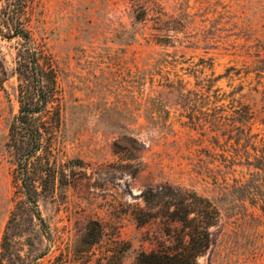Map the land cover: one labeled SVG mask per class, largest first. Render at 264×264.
<instances>
[{"label":"rangeland","instance_id":"rangeland-1","mask_svg":"<svg viewBox=\"0 0 264 264\" xmlns=\"http://www.w3.org/2000/svg\"><path fill=\"white\" fill-rule=\"evenodd\" d=\"M23 12L35 43L56 61L63 122L55 158L70 180L37 197L47 234L23 213L24 232L15 239L23 263L97 264L119 241L129 245L123 263L132 264L165 237L158 221L137 225L130 211L142 205L144 188L167 181L221 210L217 243L198 264H264V0H27ZM160 27L169 42L154 40ZM16 46L17 39L0 37L8 70ZM175 73L183 78L180 93L165 86L179 87ZM209 77L216 79L207 90ZM17 83L10 75L0 85V243L15 203L6 142ZM231 98L233 108L247 105L253 115L246 126L255 150L243 140L233 149L221 134L227 127L203 120L222 105L220 113L230 115ZM123 135L142 143L133 178L107 165L127 161L112 150ZM243 147L251 155L261 150L262 162L246 159ZM91 219L105 233L86 248L81 239Z\"/></svg>","mask_w":264,"mask_h":264},{"label":"trees","instance_id":"trees-1","mask_svg":"<svg viewBox=\"0 0 264 264\" xmlns=\"http://www.w3.org/2000/svg\"><path fill=\"white\" fill-rule=\"evenodd\" d=\"M26 3L27 0H2L0 11V37L17 39L19 45L15 47L14 66L10 70L5 67V59L0 57V85L10 75L15 76L18 82V111L9 122L6 142L15 165L12 174V182L16 187L15 203L0 243V264H24L15 241L24 232L26 219L23 213L30 214L32 218L35 216L41 231L47 234V227L37 210V197L49 193L56 183L64 185L70 182L63 166L57 164L55 158V145L63 122V94L58 82V69L53 55L43 45L36 44L31 36L28 19L23 12ZM144 14L143 10L136 14V18L142 19ZM159 30L160 33L153 35L154 40L158 43L169 42L171 35L161 33L165 32L162 27ZM174 76L179 87H174L172 83H166L165 86L180 93L184 86L183 78L177 73ZM165 79L168 77L165 76ZM215 79H206L209 82L207 90H210V83ZM217 91H213L215 102L223 99ZM150 100L157 101L155 98ZM234 102L236 100L231 98L230 115L220 113L224 110L222 105L213 108L215 115L211 119L205 117L203 120L210 123L212 128L215 124L227 127L221 134L228 135L226 142L233 139L230 145L233 149L237 150L243 140L244 145L250 144L255 150L251 143L254 135L249 133L250 127L246 126L253 115L247 105L238 103L237 108H233ZM189 118L193 121L200 119L192 115ZM141 147L142 143L137 138L121 136L113 143L112 150L119 159L127 161L107 165L119 175L127 172L129 178L135 177L140 165L133 162L137 158L134 153ZM243 152H246L243 155L246 159L252 156L257 162H262L261 150L259 155H251L243 147ZM73 162L76 165L83 164L80 159ZM138 197L142 205L137 204L130 211L136 224L158 221L165 239L148 251L138 252L132 264H198V259L215 247L221 210L212 199L192 188L167 181L147 186ZM260 208L264 213L262 204ZM104 231V225L99 220H89L81 239L82 245L88 248L101 244ZM128 247V243L115 241L102 251L97 264H124L122 257Z\"/></svg>","mask_w":264,"mask_h":264}]
</instances>
